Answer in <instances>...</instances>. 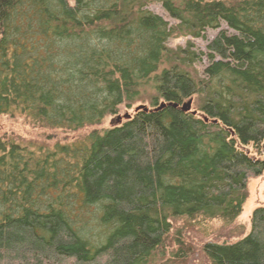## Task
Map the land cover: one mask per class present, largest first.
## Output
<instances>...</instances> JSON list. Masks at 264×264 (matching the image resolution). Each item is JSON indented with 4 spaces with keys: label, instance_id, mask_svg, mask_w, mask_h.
I'll list each match as a JSON object with an SVG mask.
<instances>
[{
    "label": "trees",
    "instance_id": "1",
    "mask_svg": "<svg viewBox=\"0 0 264 264\" xmlns=\"http://www.w3.org/2000/svg\"><path fill=\"white\" fill-rule=\"evenodd\" d=\"M211 30L205 52L167 47ZM143 101L78 142L0 139V264H149L177 223H233L264 172L243 150L264 143V0H0V116L73 133ZM200 248L264 264V207Z\"/></svg>",
    "mask_w": 264,
    "mask_h": 264
},
{
    "label": "rangeland",
    "instance_id": "2",
    "mask_svg": "<svg viewBox=\"0 0 264 264\" xmlns=\"http://www.w3.org/2000/svg\"><path fill=\"white\" fill-rule=\"evenodd\" d=\"M150 9L169 20V17L158 5L150 6ZM171 22V20H169ZM172 23V22H171ZM223 30H227L225 25ZM217 31H208L206 39L196 40L191 38L174 37L167 43L170 49L183 48L187 43L193 44L199 51H206V44L213 39ZM207 65L205 59L201 64L195 65L192 69L193 76H200L202 70ZM149 103L146 101L135 103L130 108L121 106L119 113L115 117H106L100 125L84 128L76 132H67L60 130H49L41 128L32 123L26 117L16 116H0V139H14L16 142L38 143L53 146L56 143L70 144L84 139L89 133L101 132L116 126V119L120 118L121 123L125 121L127 116L131 115L139 108H148ZM192 110V109H191ZM243 150L253 159L264 161V143L260 149H253L251 146L243 148ZM259 207H264V172L261 176L252 177L247 184V199L243 205L242 212L239 217L231 224H224L221 221H212L201 225L198 232L186 230L181 223L175 224L173 234L166 239L164 245L153 256L149 264H207L201 253V245L208 241L214 242H235L247 235L250 231V217L253 211ZM177 230H182L184 239L183 245L188 253L180 257L177 253L179 247L173 240V236ZM175 255V256H174Z\"/></svg>",
    "mask_w": 264,
    "mask_h": 264
},
{
    "label": "water",
    "instance_id": "3",
    "mask_svg": "<svg viewBox=\"0 0 264 264\" xmlns=\"http://www.w3.org/2000/svg\"><path fill=\"white\" fill-rule=\"evenodd\" d=\"M164 106H165V104H164V103H161L159 109L164 108ZM169 106H172V107H174V108H177V107H178V108L180 109V111H182V112H191L193 115H197V112H195V111H191L192 100H189L188 102H185V103L181 104L180 106L177 105V104H171V105H169ZM139 109H141V108H139ZM142 109H145V108H142ZM200 116H201V118L204 119L205 122L208 121L207 118L204 117V115H200ZM129 118H130V117L127 116V117L125 118V120H126V119H129ZM116 123H117L116 125L121 124V119H120V118H117V119H116Z\"/></svg>",
    "mask_w": 264,
    "mask_h": 264
}]
</instances>
